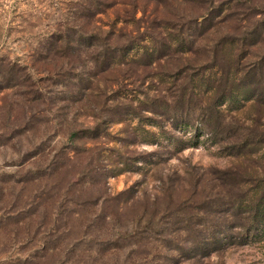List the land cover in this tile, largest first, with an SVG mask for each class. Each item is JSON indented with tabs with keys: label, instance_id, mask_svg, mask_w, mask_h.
<instances>
[{
	"label": "rangeland",
	"instance_id": "rangeland-1",
	"mask_svg": "<svg viewBox=\"0 0 264 264\" xmlns=\"http://www.w3.org/2000/svg\"><path fill=\"white\" fill-rule=\"evenodd\" d=\"M79 1L0 0V168L35 150L32 168L58 154L51 184L85 177L68 200L103 197L123 237L179 244L154 240L151 264H264V236L251 228L264 203V0H122L90 29L144 49L106 74L41 50L75 25ZM190 26L192 36L180 32ZM243 87L251 92L237 96ZM96 128L99 138L70 140Z\"/></svg>",
	"mask_w": 264,
	"mask_h": 264
},
{
	"label": "trees",
	"instance_id": "trees-1",
	"mask_svg": "<svg viewBox=\"0 0 264 264\" xmlns=\"http://www.w3.org/2000/svg\"><path fill=\"white\" fill-rule=\"evenodd\" d=\"M247 1L251 3L253 0ZM79 2L77 7L71 9L74 11L70 20L75 25L70 26L67 23L63 29L52 33L41 44V50L49 51V54L53 51L58 56L63 55L61 58L68 61L66 64L71 70L95 69L99 74H106L123 66L125 54L137 48L144 49L143 39L123 45L121 35H101L90 29L91 21L117 5H123L122 0ZM250 8L257 15L261 14L256 5H251ZM191 28L190 26L185 31L181 29L180 32L192 36L194 33ZM151 42L153 46L158 44L157 39ZM228 43L223 42L225 45ZM195 44L196 42L193 45ZM183 45L182 41L181 46ZM229 47L231 48L230 44ZM71 51H74L72 56ZM49 58L46 57L44 61ZM5 62L4 58H0V76L8 67ZM9 71L8 74L14 72L12 69ZM86 89L93 90L92 87ZM248 92L251 89L243 87L236 95ZM228 100L237 103L233 93ZM46 101L47 98L43 104ZM99 134L97 128L78 130L72 133L70 140H94L99 138ZM2 146L4 145H0ZM38 154L37 150L29 152L26 160L17 165H7L16 167L14 173L6 172L8 167L0 168V264H151L159 248L154 240L170 250L176 248L173 246H179L175 245L174 239L159 242L151 235L140 237L138 231L126 233L123 237V225L117 223L120 213H108L105 208L103 210V197L96 201L83 200L81 197L79 199V196L68 200L67 195L84 181V174L76 175L64 187L60 183L51 184L50 181L60 176L64 163H59L61 159L56 154L48 163L40 164H44V167L32 168L29 162L36 159ZM79 192L82 193V189ZM68 203L73 208H68ZM252 220L253 223L256 222L251 227L255 232L254 236L263 237L264 203L258 204L254 209ZM145 232H149V228ZM209 240L214 244L212 238ZM126 248L131 252L125 256Z\"/></svg>",
	"mask_w": 264,
	"mask_h": 264
}]
</instances>
